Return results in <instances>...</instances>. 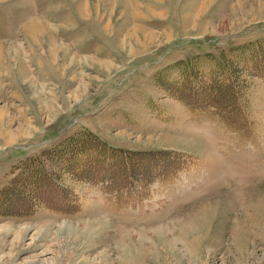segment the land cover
<instances>
[{
    "label": "rangeland",
    "instance_id": "obj_1",
    "mask_svg": "<svg viewBox=\"0 0 264 264\" xmlns=\"http://www.w3.org/2000/svg\"><path fill=\"white\" fill-rule=\"evenodd\" d=\"M0 264H264V0H0Z\"/></svg>",
    "mask_w": 264,
    "mask_h": 264
},
{
    "label": "bare ground",
    "instance_id": "obj_2",
    "mask_svg": "<svg viewBox=\"0 0 264 264\" xmlns=\"http://www.w3.org/2000/svg\"><path fill=\"white\" fill-rule=\"evenodd\" d=\"M43 29H45L43 26H40L38 24H35L34 26H32V29H29L28 28V35L29 37H33L34 39V35L35 34H40V31L42 32ZM126 39H128V41H132L134 39L133 35L131 34V32H128L127 35H126ZM35 40V39H34ZM189 225V224H188Z\"/></svg>",
    "mask_w": 264,
    "mask_h": 264
},
{
    "label": "trees",
    "instance_id": "obj_3",
    "mask_svg": "<svg viewBox=\"0 0 264 264\" xmlns=\"http://www.w3.org/2000/svg\"><path fill=\"white\" fill-rule=\"evenodd\" d=\"M41 175H42V174H41ZM44 177H45V178H44ZM40 178L42 179L43 184H44L45 182H48V184L52 185V183H49V182H51L50 179H47L46 176H40L39 179H40ZM37 180H38V179H37ZM48 180H49V181H48ZM42 188H43V186H42ZM38 189H39V188H38ZM39 190H41V189H39Z\"/></svg>",
    "mask_w": 264,
    "mask_h": 264
}]
</instances>
